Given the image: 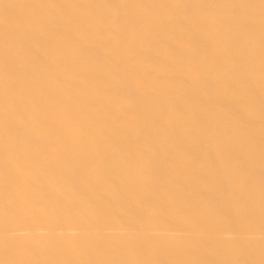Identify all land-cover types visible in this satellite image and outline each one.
Masks as SVG:
<instances>
[{"label":"bare ground","instance_id":"1","mask_svg":"<svg viewBox=\"0 0 264 264\" xmlns=\"http://www.w3.org/2000/svg\"><path fill=\"white\" fill-rule=\"evenodd\" d=\"M0 264H264V0H0Z\"/></svg>","mask_w":264,"mask_h":264}]
</instances>
